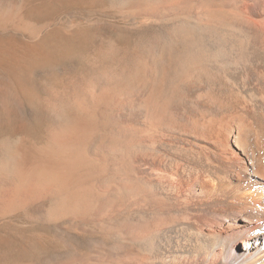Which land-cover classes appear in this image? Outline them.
I'll list each match as a JSON object with an SVG mask.
<instances>
[{
	"label": "bare ground",
	"instance_id": "bare-ground-1",
	"mask_svg": "<svg viewBox=\"0 0 264 264\" xmlns=\"http://www.w3.org/2000/svg\"><path fill=\"white\" fill-rule=\"evenodd\" d=\"M33 1L0 0V30L35 38ZM110 3L136 31H168L122 56L103 49L117 68L47 99L45 122L2 143L0 215L46 204L40 222L113 240L48 264H264V0ZM51 43L10 40L0 63L43 67ZM27 233L11 264L46 250Z\"/></svg>",
	"mask_w": 264,
	"mask_h": 264
},
{
	"label": "rangeland",
	"instance_id": "rangeland-1",
	"mask_svg": "<svg viewBox=\"0 0 264 264\" xmlns=\"http://www.w3.org/2000/svg\"><path fill=\"white\" fill-rule=\"evenodd\" d=\"M109 3L110 0H104L98 4L86 2L78 5L73 0H34L26 15L40 26L41 30L35 38H30L27 33L13 26L0 30V33H10L0 38V44L11 40L21 50L39 39L51 40L50 50L55 51L54 59H56H52L49 65L37 66L36 69L25 66H23L25 68L19 66L22 69H17L10 64L2 63L1 65L0 63V157L4 155L3 153L1 156L2 152H5L2 143L5 144L23 133L26 127L37 123L38 120V122H45L47 115L43 110L40 114V107L47 99L55 98L56 94L63 95L66 89L65 93L73 90L76 83L85 82L93 76L100 75L105 68H117L116 60H103L101 55L103 49L107 51L114 49L117 56H122L127 51L131 52L139 46H144L146 38L168 31L167 27L162 26L136 31L133 27L136 25L109 10L112 4ZM84 26L90 28L87 29ZM70 28L77 31L81 29V32L70 34ZM63 52L66 54L64 55ZM19 57L23 58L21 53ZM44 206L46 204L39 206L35 203L26 211L9 212L5 214V217L0 215V264H11V250L22 243L20 239L22 240L23 233L24 238L29 236L27 232H40L39 234L48 237L46 250L36 252L30 259L25 260L27 264H48L72 253L89 252L94 248L109 249L114 246L110 237L101 236L92 227L81 226L82 228L75 231L65 222L56 223L54 226L40 222L37 219V213ZM17 232L22 236L19 237ZM63 241L66 243L64 244Z\"/></svg>",
	"mask_w": 264,
	"mask_h": 264
},
{
	"label": "water",
	"instance_id": "water-1",
	"mask_svg": "<svg viewBox=\"0 0 264 264\" xmlns=\"http://www.w3.org/2000/svg\"><path fill=\"white\" fill-rule=\"evenodd\" d=\"M26 13H29V9H27ZM10 33H0V38L5 37L6 35H9Z\"/></svg>",
	"mask_w": 264,
	"mask_h": 264
}]
</instances>
